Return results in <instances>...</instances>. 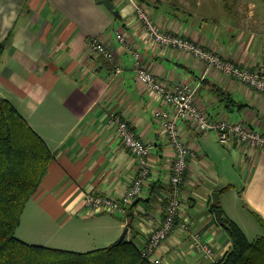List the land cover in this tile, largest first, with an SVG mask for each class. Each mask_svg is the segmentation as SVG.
Wrapping results in <instances>:
<instances>
[{
    "label": "crops",
    "instance_id": "obj_1",
    "mask_svg": "<svg viewBox=\"0 0 264 264\" xmlns=\"http://www.w3.org/2000/svg\"><path fill=\"white\" fill-rule=\"evenodd\" d=\"M99 1L0 0V44H4L0 98L17 108L54 154L26 207L32 206L38 222L20 239L37 245L44 241L39 230H67L71 236L59 239L60 249L84 253L110 247L129 228L127 239L145 250L151 233L165 218L176 150L162 120L155 116L167 107L136 79L134 53L140 52L142 65L165 85L198 86L197 105L212 119L243 122L262 134L264 94L208 69L191 54L153 43L130 0H112L120 18ZM135 1L165 32L194 41L244 68L257 70L264 63V15L258 16L254 4L226 1L224 17L204 0ZM94 39L108 47L113 61L92 52ZM114 115L128 121L141 139L153 145L144 196L120 219L119 214L94 213L84 206L88 194L124 197L141 172V160L118 138V127L111 123ZM180 129L182 140L195 152L182 187L183 219L214 245L218 260L231 241L213 211V194L220 193L219 203L227 196L229 207L235 197L248 212L253 210L264 219V149L239 144L226 147L216 131L202 134L187 120L180 123ZM237 178L242 183L239 189ZM235 207L240 220L223 208L224 216L244 230L242 220L257 231L244 211ZM104 215L112 216L114 223ZM130 223L135 229H130ZM191 247L190 233L177 227L156 257L161 264L215 262L191 253Z\"/></svg>",
    "mask_w": 264,
    "mask_h": 264
},
{
    "label": "built area",
    "instance_id": "obj_2",
    "mask_svg": "<svg viewBox=\"0 0 264 264\" xmlns=\"http://www.w3.org/2000/svg\"><path fill=\"white\" fill-rule=\"evenodd\" d=\"M130 1L134 4L136 16L147 29L153 43L158 46L172 48L181 53L191 54L204 61L208 69H217L229 79L249 85L264 94V63L257 70L244 68L231 60L224 59L220 54L194 41L165 32L154 21L150 12L144 6L139 5L135 0ZM118 39L121 42H125L126 40L122 34H118ZM91 50L110 61L114 60L112 52L98 39H94L91 42ZM134 57L136 79L158 95L162 104L167 107V110L162 109L157 111L155 116L162 120L166 134L176 150L170 179L171 192L167 199L168 204L165 208V218L159 227L151 233L144 250V256L152 264H161V260L157 259L156 253L171 233L179 227L183 232L190 233L191 235V253H201L205 259L216 262L218 256L214 245L198 230L193 229L188 219H183L185 203L182 187L188 175L189 159L191 156L194 157L195 152H192L182 140L180 123L183 120L190 121L202 134L216 131L220 143L226 147L239 144L252 149H264V134L254 130L243 122L212 119L197 105L198 86L185 83H178L173 87L165 85L164 82L142 65L140 52H135ZM117 69L118 72L122 70L120 67ZM111 123L117 125V135L122 144L141 160V172L124 197L112 198L88 194L85 197L84 206L88 211L94 213L102 212L127 216L132 204L144 196V187L151 174L150 156L153 145L141 139L133 130L130 123L122 117L114 115Z\"/></svg>",
    "mask_w": 264,
    "mask_h": 264
},
{
    "label": "trees",
    "instance_id": "obj_3",
    "mask_svg": "<svg viewBox=\"0 0 264 264\" xmlns=\"http://www.w3.org/2000/svg\"><path fill=\"white\" fill-rule=\"evenodd\" d=\"M2 48L4 44H0V51ZM221 94L232 100L230 94ZM53 161L54 154L44 138L11 102L0 98V264H152L144 250L127 236L121 243L84 253L34 245L18 238L16 232L26 207ZM134 207L135 203L130 208ZM212 208L216 211L221 206L213 204ZM251 213L264 231L262 216L253 210ZM224 219L228 228H223L231 246L216 262L208 264H264V232L251 241L236 222L226 216ZM128 226L135 229L132 223Z\"/></svg>",
    "mask_w": 264,
    "mask_h": 264
},
{
    "label": "rangeland",
    "instance_id": "obj_4",
    "mask_svg": "<svg viewBox=\"0 0 264 264\" xmlns=\"http://www.w3.org/2000/svg\"><path fill=\"white\" fill-rule=\"evenodd\" d=\"M205 2H207V4L210 5V9L212 10H218V11H222L223 9H225V6H226V1H230V2H227L228 4L230 5H234V3H237V2H241V3H247V4H254L255 5V8H256V11L258 13V16H261V15H264V0H204ZM222 15H224L225 17V13L222 11L221 12ZM230 18H234V16H230ZM227 20V19H226ZM236 188L239 189L241 186H242V183L240 182V179L237 178V183H236ZM224 190V189H223ZM240 190H237V192H239ZM236 193V192H234ZM240 194H238L239 196ZM226 197L225 196L224 198H222L220 200V206H221V209L223 210H226L228 211V213H232L234 214V216L237 217V215H239V212L237 213V209L235 206H237V208H239V210L241 211H244V216H247L249 218V221H251L253 223V225L255 227H257V231H252L250 230V225L248 224V226L243 223V220H242V224L244 226V228H246L245 230L242 228V230L245 231V234L247 235L248 239L253 241L255 240L257 237L261 236L263 234V228L262 226L260 225V223L258 222V220L250 213L248 212V210L245 208L244 204H239L238 201H236V198L233 197V207H229L227 206V202H226ZM223 210V212H224ZM112 216H109V215H104V218L105 220H109V222L111 224L114 223V219L111 218ZM117 218L120 219V218H123L122 215H117ZM238 220L239 217H237ZM38 217L36 216V214L34 213L33 209H32V206H29L27 208V210L25 211L23 217H22V228L21 230L19 231V233H17L16 235L19 237V238H23L22 237V233L24 231H28L30 232V230L32 231L34 228H35V224L38 222ZM103 219V218H101ZM104 219L102 221H105ZM101 221V222H102ZM106 224V223H104ZM33 228V229H31ZM38 230L40 228H37ZM125 229L122 231V234L120 235L119 239L121 238V236L123 235ZM36 232V231H35ZM39 232L41 234H39L40 236H42L44 238V244L48 247H51V248H56V249H60L62 248V244L59 242V239L61 240L62 238H68L70 237L71 235L67 234V230H62L60 232H56L54 230H51V229H41L39 230ZM247 232V233H246ZM118 239V240H119ZM29 242L30 244H34V241H27ZM43 242H39L37 245H42ZM64 250H70L71 249H64ZM87 250V249H86ZM151 262V261H150Z\"/></svg>",
    "mask_w": 264,
    "mask_h": 264
},
{
    "label": "water",
    "instance_id": "obj_5",
    "mask_svg": "<svg viewBox=\"0 0 264 264\" xmlns=\"http://www.w3.org/2000/svg\"><path fill=\"white\" fill-rule=\"evenodd\" d=\"M99 4L100 5H104L116 17H120V11L116 7V5L114 4V2L112 0H100ZM219 199H220V193L219 192L214 193L213 194V200H214V203L216 205L219 204ZM215 214H216V218H217V221H218L219 225L224 227L225 229H227L228 225L225 222L223 210L221 208H218V209H216ZM128 232H129V228H126L124 233H123V235L119 239V243L123 242V240L127 236Z\"/></svg>",
    "mask_w": 264,
    "mask_h": 264
}]
</instances>
